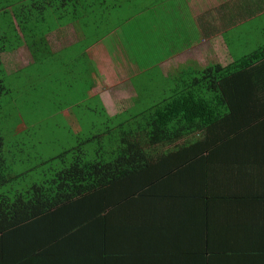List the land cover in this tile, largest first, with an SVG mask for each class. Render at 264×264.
<instances>
[{"label":"trees","instance_id":"obj_1","mask_svg":"<svg viewBox=\"0 0 264 264\" xmlns=\"http://www.w3.org/2000/svg\"><path fill=\"white\" fill-rule=\"evenodd\" d=\"M5 1L0 0V7L9 14L11 30L0 31V114L5 111L13 116L20 109L15 101L33 102L42 96L43 101L51 102L52 113L62 115L70 104L80 128L66 123L79 144L51 160V171L23 188L17 185L25 175L12 173L0 124V264H113L112 256L128 252L129 247L138 246L137 241L148 244L143 253H171V212H158L152 206L184 204V190L202 195L199 201L205 204H220L226 199L221 192L248 187V182H234L228 176L236 159L248 161L258 156L250 143L260 139L258 132L235 123L220 83L263 62L264 45L228 67L184 68L187 79L136 116L144 120L138 121L140 131H125L122 141L116 142L108 137L111 128L106 125L126 113L109 116L99 97L88 99L84 71L76 78L58 72L54 64L58 74H50L49 86L42 88L25 76L7 74L2 55L18 49L24 43L23 35L39 63L45 34L72 25L80 38V50L93 47L98 56L106 46L104 37L115 27L110 23L112 16L124 17L123 9L131 0ZM115 50L107 51V56L112 55L108 63L122 68L125 56ZM72 79L79 83L80 99L60 101V83L71 87ZM47 90L55 99H48ZM96 119L104 123L96 124ZM205 131L212 135L207 141ZM239 141L244 145L237 148ZM225 161L227 167L222 171ZM209 190L216 195L205 197ZM241 203L246 204L245 197ZM138 206H145L142 214L147 225L142 228L122 219L123 211L130 214L126 208ZM247 232L256 237H247L239 251L229 248L224 253L256 255L253 263L264 264V230L247 228ZM131 243L135 244L129 246Z\"/></svg>","mask_w":264,"mask_h":264},{"label":"crops","instance_id":"obj_2","mask_svg":"<svg viewBox=\"0 0 264 264\" xmlns=\"http://www.w3.org/2000/svg\"><path fill=\"white\" fill-rule=\"evenodd\" d=\"M123 10L124 17L112 16L110 23L115 27L108 34H116L120 37L122 46V42L129 41V36L139 32V39L145 46L141 51L129 43V48L125 51L120 46L118 48L120 52L127 55L122 68L114 63H108L109 59L112 61V55H106L107 51L111 52L107 46L100 49L98 56H95L93 47L81 51L77 44L80 38L76 28L67 25L59 26L45 34V41L43 40L45 44L42 45L43 52L39 63H36V56L22 35L24 43L12 52L25 48V64L18 66L12 73L5 68L7 74H20L28 81L39 83V86L44 88L49 86L50 74L54 76L61 71L79 78L80 73L84 71L86 73L84 84L88 89L87 98L99 97L109 116L115 117L122 113L114 114L118 105L109 96L111 88L107 85H112V89L123 94L121 103L134 101L139 93L132 77L137 71H144L149 76L147 71L152 68L155 71L154 76L158 78L161 91L159 100H161L182 84L183 79H187L188 75L185 72L187 69L184 68L191 65H194L195 70L207 69L215 65L228 67L239 58L264 45V0H187L185 4L184 0H131ZM132 10L136 13L133 14ZM110 12L104 14L105 20ZM183 14H185L184 19ZM134 21H138V24H132ZM129 31L133 33H127ZM70 32L73 33L70 34L71 41L68 37ZM258 37L263 38V41ZM147 48H152L154 56H146L143 53ZM12 52H5L3 55ZM137 54L138 57L134 58L133 55ZM81 58H83L82 64L76 62ZM152 59L154 64L149 63ZM146 62L149 64L145 66ZM54 64L57 65L58 72L53 69ZM29 69L32 70L27 72ZM96 70L101 72V76H96ZM128 82L134 90L133 93L129 90ZM59 87L58 94L62 96L60 101L69 103L70 100L80 99L79 83H75L74 79L71 81V87L67 83H60ZM220 89L230 102L229 113L234 117L235 123L247 125L248 129L258 132L260 140L250 143L257 148L258 156H253L248 161L236 159L228 176L234 182H248V187L234 188L217 194V197L222 195L223 199L226 198L220 204H205L199 201L203 199L202 195L193 196V193L184 190V204L152 206L158 212H171L169 234L172 252L143 253L141 251H144L148 244L144 245L137 241L138 246H132L135 243H131L129 246L132 247L128 248V252L112 256L111 263L255 264L253 262L257 260L256 255L224 253V251L229 248H236L239 251V247L244 246L247 237H256V233L248 234L247 228L264 230V61L240 74L222 80ZM48 93L49 100L55 99L50 91ZM68 93L74 95L68 96ZM130 94L136 97L132 99ZM62 117L67 125L74 129L79 125L70 104L63 110ZM73 118L77 122L70 123L68 119ZM203 137L207 141L212 135L205 131ZM236 145L239 148L244 142H236ZM226 167L225 161L222 171ZM214 195L216 194L209 190L205 197L210 198ZM238 197L241 199L245 197L246 204H242ZM144 208L145 206H138L136 209L126 208L125 210H129L130 214L125 215L123 211V221L140 228L146 226L147 221L143 220L144 214H142Z\"/></svg>","mask_w":264,"mask_h":264},{"label":"rangeland","instance_id":"obj_3","mask_svg":"<svg viewBox=\"0 0 264 264\" xmlns=\"http://www.w3.org/2000/svg\"><path fill=\"white\" fill-rule=\"evenodd\" d=\"M185 3H187V0H184V4ZM3 10L4 7H0V31H2V29L11 30V26L9 25V14L3 12ZM182 17L184 19L185 14H183ZM132 24H138V21H134ZM89 33L93 34L94 30L89 29ZM127 33L132 34L133 31H129ZM70 34L73 35V33L70 32L68 34L69 40L71 41L72 35ZM151 36L153 37V33H151ZM128 38L129 41L127 40L128 42H122V46L121 38L117 37L116 34H109L105 36L103 41L111 52L112 50L113 52L116 51L115 49H118L120 46L122 47L123 51L127 50L129 48L128 43L139 51H141L145 46V44L139 39V32L138 34L131 35ZM258 39L263 41V38L261 37H258ZM153 44L154 42L152 38V48ZM152 48L143 50V53L146 54V56H154ZM258 48L259 47H257V49ZM154 51L156 52V48ZM25 55V48L12 53L4 54L2 57L4 67L9 70L10 73L16 71L18 66L25 64ZM122 56L127 58L125 53H122ZM133 57H138V54L136 56L133 55ZM149 63L154 64V59H152V61ZM149 63L146 62L145 66ZM147 73L150 75L147 76L144 71H137V74L132 77L135 88L139 93L137 94V99L134 101L132 100L126 103H121V96H123V94H119L116 89H112V85H107V87L111 88L109 89V96L114 99L116 105H118L116 106L117 109L114 111V114L126 113L125 116L116 119L114 122H110V124L107 123L106 125L108 127L110 126L111 128L108 137L116 142L122 141L125 131L127 133H131L134 129L140 131L138 121L139 123H143L144 120L142 117L136 116L142 110L147 108L146 105H149L148 103L157 101L161 98L158 78L154 76L155 71L150 68ZM98 75L101 76V72L96 70V76ZM129 75L131 74L129 73ZM128 84L130 92L133 93L134 90L132 86L129 82ZM132 95L130 96L131 98L136 97V95ZM43 99L44 98L39 96L33 102H27L24 100L15 101L14 105L20 108L18 112H16L13 116H7L5 111H2L0 114L1 129L6 141L5 151L7 156L10 158L9 161L13 165L12 173L15 177L18 175H25V179H21L17 187H30L37 178L44 174L43 172L51 171V160L59 158L63 152L68 150V148L77 146V144H79V141H76V138L66 125V120L62 117L61 113H52L53 106L51 102H45ZM9 107L10 105L7 106V108ZM128 110H130L129 113L126 112ZM82 113L86 118L90 117V114L85 110H83ZM66 114L69 115L68 113ZM133 117L136 119H132ZM68 121L70 123L77 122L75 118L68 119ZM98 122L104 123L101 119H96V124H99ZM25 126H27V128ZM79 128V125L75 126L76 130ZM93 133H95L94 130L92 134ZM84 138L85 135L83 136V139Z\"/></svg>","mask_w":264,"mask_h":264}]
</instances>
